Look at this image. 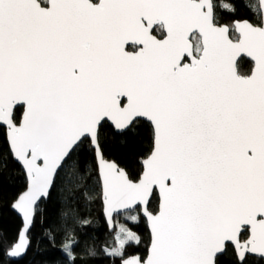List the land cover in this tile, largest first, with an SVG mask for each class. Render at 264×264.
Here are the masks:
<instances>
[{"label":"snow or ice","instance_id":"snow-or-ice-1","mask_svg":"<svg viewBox=\"0 0 264 264\" xmlns=\"http://www.w3.org/2000/svg\"><path fill=\"white\" fill-rule=\"evenodd\" d=\"M245 7L252 20L221 24L235 3L0 0V123L30 180L13 205L26 227L8 256L26 253L37 201L88 141L109 225L114 213L142 214L149 229L146 256L122 264H264V0ZM242 56L250 75L237 73ZM138 118L152 148L134 180L101 152L102 122L124 135ZM119 233L106 256L142 242ZM79 243L65 244L68 264ZM97 254L86 241L81 258Z\"/></svg>","mask_w":264,"mask_h":264},{"label":"trees","instance_id":"trees-1","mask_svg":"<svg viewBox=\"0 0 264 264\" xmlns=\"http://www.w3.org/2000/svg\"><path fill=\"white\" fill-rule=\"evenodd\" d=\"M225 3H235L236 13L219 12L221 24H230L233 20H252L253 15L245 7V0H224ZM249 4H257V0H246ZM215 5L220 0H213ZM253 64L246 59L238 63L240 75H250ZM23 109L14 112L17 124L21 120ZM103 138L101 151L105 159L115 161L124 168L132 179H138L142 172V157H146L152 148L151 129L148 123L139 121L134 131L119 135L107 124H103ZM0 264H68L63 251L65 244L75 240L80 243L74 246L77 256L75 264H121L122 260L131 256L147 254L150 241L145 220L140 216L139 222L128 219L126 215L115 218L116 228L110 233L102 214L103 205L100 198L98 166L95 151L91 143L78 150L72 160L64 166L55 180L48 202H42L36 212L33 228L29 234L30 247L26 256L20 261H13L7 255L9 249L17 242L22 228L21 219L12 211V205L26 189V177L11 155L6 129L0 127ZM88 190L89 195L95 192V198L87 200L83 195ZM150 210L156 211L157 205L152 204ZM128 215H137L133 212ZM81 220L90 221L81 226ZM127 229L141 236L139 245H126L124 257H108L103 248L118 247L116 236L119 227ZM243 238V234H242ZM88 246L97 250L95 258H81ZM223 264H234V259H225Z\"/></svg>","mask_w":264,"mask_h":264},{"label":"water","instance_id":"water-1","mask_svg":"<svg viewBox=\"0 0 264 264\" xmlns=\"http://www.w3.org/2000/svg\"><path fill=\"white\" fill-rule=\"evenodd\" d=\"M257 1H258V0H257ZM212 2H213V0H212ZM213 4H214V3H213ZM242 59H246V60H248L249 62L252 63V61L250 60V58H244V57L242 56V57H240V58L237 59V67H238V63H239L240 60H242ZM237 73L239 74L238 68H237ZM250 74H251V73H250ZM239 75H240V74H239ZM125 102H126V98L122 99V101H121L122 105H123ZM14 112H15V110H14ZM22 116H23V113H22ZM22 116H21V119H22ZM138 119H139V121H142V122L147 123L143 118H138ZM20 121H21V120H20ZM104 123H107V124H108V125L114 130V132H115L116 134H119V135H120V133H119L117 130H115V128H114V126L112 125L111 122H102V124H104ZM0 127L6 129V133H7V128H6L5 125H3L2 123H0ZM7 143H8L9 149H10V144H9V140H8V138H7ZM91 147H92V145H91ZM92 149L94 150L93 147H92ZM94 151H95V150H94ZM10 152H11V155H12V157H13L14 162H15L18 166L21 167V169H22V171H23V173H24V175H25V177H26V183H27V185H26V189H25L24 192L21 194V195H23L24 193H26V192L29 190V187H30V180H29V177L27 176L26 169L24 168L22 162H20V161H18L17 159L14 158L11 149H10ZM101 152H102V151H101ZM95 156H96V161H97V166H98V157H97L96 152H95ZM40 163H42V162H40ZM142 171H143V165H142ZM98 174H99V168H98ZM55 180H56V178H55ZM55 180H54V184H55ZM52 189H53V188H52ZM52 189L50 190V194H51ZM21 195H20V196H21ZM20 196H19V197H20ZM19 197H18L17 200L14 202V204L18 202ZM49 197H50V195H49ZM49 197H41V199H40L39 201H37V207H39L40 204H41L42 202H48ZM14 204H13V205H14ZM13 205H12V211H13V212H14V213H15V214L21 219V221H22V228H21V231H20V233H19V236H20L21 232H22V231L24 230V228L26 227V224H25V221H24V219H23V215H22V213H20L17 209H15V208L13 207ZM102 205H103V202H102ZM133 212H135V211H134V210H131V211H129L128 214H131V213H133ZM102 214H103V217H104V219H105L106 225H107V227H108V229H109V232H110V233H114L115 228H116L115 218L120 217V216H124V214H123V213H114V214H113V220H112V222H111L112 226L109 225V222H108L107 219H106L105 210H104V205H103ZM140 216L144 219V217L142 216V214H141ZM35 217H36V213H35L34 218H33V224L31 225V227L28 228V232H27V240H28V248H27V251H26V253H25L24 255H22V256H20V257H10V256H8V257H9L10 259H12L13 261H20V260H22V259L26 256V254H27V252H28V250H29V247H30L29 234H30V232H31V230H32V228H33ZM144 220H145V219H144ZM145 222H146V221H145ZM146 224H147V223H146ZM147 228H148V226H147ZM148 232H149V229H148ZM149 234H150V233H149ZM242 234H243V233H242ZM19 236H18L17 242H18V240H19ZM17 242H16V243H17ZM16 243H15V244H16ZM131 257H133V256H131ZM140 257H141V256H140ZM128 258H129V257H128ZM126 259H127V258H126ZM141 259H142V258H141ZM121 264H122V262H121Z\"/></svg>","mask_w":264,"mask_h":264},{"label":"flooded vegetation","instance_id":"flooded-vegetation-1","mask_svg":"<svg viewBox=\"0 0 264 264\" xmlns=\"http://www.w3.org/2000/svg\"><path fill=\"white\" fill-rule=\"evenodd\" d=\"M159 38V37H158Z\"/></svg>","mask_w":264,"mask_h":264},{"label":"rangeland","instance_id":"rangeland-1","mask_svg":"<svg viewBox=\"0 0 264 264\" xmlns=\"http://www.w3.org/2000/svg\"><path fill=\"white\" fill-rule=\"evenodd\" d=\"M118 243V242H117Z\"/></svg>","mask_w":264,"mask_h":264}]
</instances>
